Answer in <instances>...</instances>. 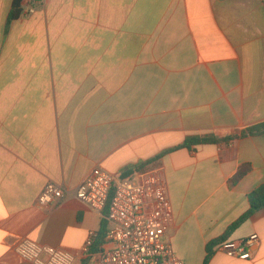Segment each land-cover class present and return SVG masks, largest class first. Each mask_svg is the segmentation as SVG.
Returning a JSON list of instances; mask_svg holds the SVG:
<instances>
[{
	"label": "crops",
	"instance_id": "obj_1",
	"mask_svg": "<svg viewBox=\"0 0 264 264\" xmlns=\"http://www.w3.org/2000/svg\"><path fill=\"white\" fill-rule=\"evenodd\" d=\"M11 1L0 0V264H32L14 251L24 238L94 264L106 209L74 191L96 166L154 170L173 255L203 264L264 182V132L241 137L264 124V0H26L9 21ZM204 136L231 139L180 148ZM49 181L65 194L40 208ZM251 233L250 258L217 245L206 264H264V211L225 241Z\"/></svg>",
	"mask_w": 264,
	"mask_h": 264
},
{
	"label": "built area",
	"instance_id": "obj_2",
	"mask_svg": "<svg viewBox=\"0 0 264 264\" xmlns=\"http://www.w3.org/2000/svg\"><path fill=\"white\" fill-rule=\"evenodd\" d=\"M28 12H33L29 9ZM154 170H145L135 179L120 180L96 166L91 169L74 191V197L89 208L106 209L107 228L94 264H182L173 255L165 228L170 216V202L165 184L153 179ZM65 189L55 182H47L36 198L40 208L56 204ZM93 243L90 234L84 253ZM260 243L257 233L245 238L225 241L217 246L230 256L248 259ZM32 264H74L75 255L21 239L14 250Z\"/></svg>",
	"mask_w": 264,
	"mask_h": 264
},
{
	"label": "trees",
	"instance_id": "obj_3",
	"mask_svg": "<svg viewBox=\"0 0 264 264\" xmlns=\"http://www.w3.org/2000/svg\"><path fill=\"white\" fill-rule=\"evenodd\" d=\"M26 0H12L11 1V7L8 16V20H16L20 17L22 14L21 11H23V4ZM32 3H40L41 0H28ZM264 132V124L256 125L254 127H251L247 129L246 131L241 133V137H244L246 135H256ZM231 138H225V139H216L212 136H204V137H190L185 140V142L180 146V148H186L189 149L191 146H195L198 144H205V143H215L219 141H228ZM139 167H131L128 169H125L120 175L117 177V179L120 180H131L136 178V173H138ZM245 170L240 169L238 173L234 175V177L229 181V186H233L244 174ZM247 200L249 204V209L242 214L234 223H232L227 230L224 232V234L219 237L218 239H215L211 241L206 246V256L204 259L203 264H206L208 261V258H210V255H212V248L225 242L227 236H229L240 224H242L246 219H248L254 212L256 211H264V182L260 184L258 187L253 189L250 193L247 195ZM104 215L106 216V210L104 211ZM106 223V222H105ZM102 226V230L98 233L97 237V243L96 247L98 250V247L103 243L105 232H106V225Z\"/></svg>",
	"mask_w": 264,
	"mask_h": 264
},
{
	"label": "rangeland",
	"instance_id": "obj_4",
	"mask_svg": "<svg viewBox=\"0 0 264 264\" xmlns=\"http://www.w3.org/2000/svg\"><path fill=\"white\" fill-rule=\"evenodd\" d=\"M175 248V242L173 241L172 242V249H174Z\"/></svg>",
	"mask_w": 264,
	"mask_h": 264
}]
</instances>
